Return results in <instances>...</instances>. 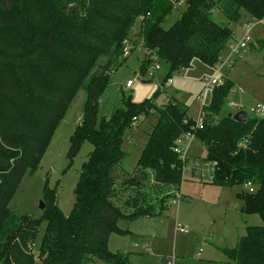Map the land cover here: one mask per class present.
<instances>
[{"label": "trees", "instance_id": "1", "mask_svg": "<svg viewBox=\"0 0 264 264\" xmlns=\"http://www.w3.org/2000/svg\"><path fill=\"white\" fill-rule=\"evenodd\" d=\"M184 1L178 18L163 28L174 7L171 0H0V264H35L32 245L40 220L10 210L9 204L22 176L40 164L57 122L80 88L85 100L81 122L69 137L68 156L85 140L92 150L81 165L67 216L44 186L40 264H87L92 257L126 264L125 257L108 250V238L128 233L119 220L159 217L168 200L183 198L187 160L173 148L188 131L205 148L202 161L214 163L212 184L255 186L253 193L241 191L237 197L241 211L257 214L262 223L246 226L224 254L234 264H264V115L245 122L216 117L232 88L228 78L212 88L209 103L202 105L206 114L199 129H193L195 120L172 97L160 106L151 99L136 103L123 97L121 107L97 121L99 97L110 71L127 58L126 46L130 53V44H139L169 66L162 85L172 70L189 68L194 58L214 68L222 63L221 51L233 35L229 24L243 13L264 18V0ZM216 9L225 23L214 19ZM135 22L138 33L130 40ZM254 45L263 49L264 38ZM147 62L141 63L143 69ZM153 110L157 119L135 166L130 175L120 171L127 155L122 137L132 118Z\"/></svg>", "mask_w": 264, "mask_h": 264}, {"label": "rangeland", "instance_id": "2", "mask_svg": "<svg viewBox=\"0 0 264 264\" xmlns=\"http://www.w3.org/2000/svg\"><path fill=\"white\" fill-rule=\"evenodd\" d=\"M171 1L174 7L162 23L163 28L177 19L179 12L185 8L184 0ZM214 19L225 23L217 9L214 10ZM229 26L233 35L221 51L225 62L218 72L194 58L189 68L169 73L172 79L169 85H161L168 75L169 66L159 58L151 60L148 50L140 48L139 44L133 47L130 44L131 51L127 58L110 71L99 97L97 121L108 118L116 108L121 107L123 97H130L136 103L151 99L156 106L165 104L172 97L195 120L202 104L207 105L211 97L212 89L204 88L203 78L212 76L228 78L232 83L216 117L233 115L241 110L248 113L247 117L251 116L249 108L256 104L264 106V48L257 50L251 47L264 38V18L249 19L243 13ZM138 28V22H135L129 31L130 40L135 39ZM246 28L249 35L247 46L239 56L234 57L230 54V46L244 38ZM145 59L148 62L143 69L141 63ZM155 63L159 69L153 71L150 68ZM128 81L129 87L126 86ZM84 100L85 91L80 88L57 122L40 164L22 176L9 204L10 210L40 220L32 245L35 264H40L38 251L45 228L43 212L39 208L40 201H44V186L53 191V201L67 216L74 202V188L81 165L92 150V145L85 140L73 156H68L69 137L81 122ZM232 103L240 104L241 109L233 107ZM156 119L157 114L153 110L138 118L124 134L121 148L127 155L121 161L120 171L130 175ZM187 143L183 142L182 146L185 147ZM187 146V166L191 167L192 160L201 163L205 158V148L201 142L193 138ZM187 166L180 184L183 198L168 200L167 210L159 217L119 220L118 226L128 233L110 234L107 242L110 252L125 257L126 264H234L225 256L224 249L233 248L238 238L245 234V227L260 225L261 219L257 214L241 211L243 202L237 194L244 191L243 185L228 187L212 184L206 171L205 178H201L199 174L191 173ZM87 264L109 263L92 257Z\"/></svg>", "mask_w": 264, "mask_h": 264}, {"label": "built area", "instance_id": "3", "mask_svg": "<svg viewBox=\"0 0 264 264\" xmlns=\"http://www.w3.org/2000/svg\"><path fill=\"white\" fill-rule=\"evenodd\" d=\"M143 17L140 16L139 19L141 20ZM249 38V35H248V30L247 28L245 29V35H244V38H242L241 40H239L238 42H236L235 44H233L232 46H230V54L237 57L239 56L240 52L241 51H244L245 48H246V41L247 39ZM129 54V47L126 46L124 48V51H123V56H126ZM147 54L149 55L150 59L151 60H156L158 59L157 56L153 53V52H147ZM225 60H223L222 63L220 64H217L215 66V70L218 72L220 70V66L221 64H224ZM151 70L155 71V70H158L159 69V65L157 63H155L153 66H151L150 68ZM222 81V78H215L214 76L208 78V77H204L203 78V86L204 88H213L215 85L221 83ZM172 82V79L171 78H167L164 82V84H170ZM126 86L129 87L130 86V82L128 81L126 83ZM197 98L201 99L200 96H197ZM203 105V104H202ZM232 106L233 107H236L238 109H241V105L240 104H236V103H232ZM248 112L251 114V116H255V117H262L264 115V106L261 105V104H256L254 107H251L248 109ZM247 113V112H246ZM205 112L204 110L202 109V106L200 108V111H199V114H198V117L195 119V122H194V125H193V129H199V128H202L203 127V124H204V118H205ZM248 114V113H247ZM138 118L136 117H133L132 118V124L137 120ZM194 138V134L192 131H188L186 132L185 134H183L181 137L177 138L174 142V151L176 153H178L180 155V157L182 158V160H187L188 159V156H187V149H188V146L190 141ZM188 142L186 144L185 147L182 146V143L183 142ZM239 145H245V142H240ZM187 164L185 163L184 165V169L186 168ZM213 166H214V163L212 162H195V161H191V167H188L187 166V169H189V171L191 173H196V174H199L201 178H205V173L204 171L207 172L208 174V178L209 180L211 181L213 179ZM243 187H244V191L247 192V193H253L255 191V186L253 185L252 182H245L243 184ZM179 231H183V229L181 228H178ZM165 264H170L169 262L168 263H165Z\"/></svg>", "mask_w": 264, "mask_h": 264}, {"label": "water", "instance_id": "4", "mask_svg": "<svg viewBox=\"0 0 264 264\" xmlns=\"http://www.w3.org/2000/svg\"><path fill=\"white\" fill-rule=\"evenodd\" d=\"M227 116L233 118L234 120H236L238 122H245L247 119V113L243 110L238 111L237 113H235L233 115L227 114ZM43 207H44V204L42 203V201H40L39 208L43 209Z\"/></svg>", "mask_w": 264, "mask_h": 264}]
</instances>
